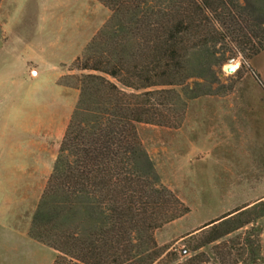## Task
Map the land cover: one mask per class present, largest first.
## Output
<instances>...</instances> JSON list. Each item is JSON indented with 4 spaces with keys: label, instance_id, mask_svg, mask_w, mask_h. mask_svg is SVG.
<instances>
[{
    "label": "trees",
    "instance_id": "16d2710c",
    "mask_svg": "<svg viewBox=\"0 0 264 264\" xmlns=\"http://www.w3.org/2000/svg\"><path fill=\"white\" fill-rule=\"evenodd\" d=\"M98 1L110 14L61 76L79 93L29 235L52 264H255L264 199L161 257L154 231L189 208L145 168L137 126L179 125L215 67L264 51V0Z\"/></svg>",
    "mask_w": 264,
    "mask_h": 264
},
{
    "label": "rangeland",
    "instance_id": "374dc122",
    "mask_svg": "<svg viewBox=\"0 0 264 264\" xmlns=\"http://www.w3.org/2000/svg\"><path fill=\"white\" fill-rule=\"evenodd\" d=\"M109 14L98 0H0V264L54 260L29 228L79 93L59 83ZM252 59L215 67L179 125L137 126L145 168L189 208L154 231L161 257L183 260L203 224L264 199V53ZM256 224L264 264V215Z\"/></svg>",
    "mask_w": 264,
    "mask_h": 264
},
{
    "label": "crops",
    "instance_id": "0c3cea01",
    "mask_svg": "<svg viewBox=\"0 0 264 264\" xmlns=\"http://www.w3.org/2000/svg\"><path fill=\"white\" fill-rule=\"evenodd\" d=\"M262 53H264V51L260 52L259 54H257L256 56L253 57L252 61H251V65L255 68L254 66V62H255V59H257L260 55H262ZM257 69V68H256ZM258 71V70H257ZM2 211L3 209H0V220H6L2 217ZM15 220V219H13ZM1 229V228H0Z\"/></svg>",
    "mask_w": 264,
    "mask_h": 264
},
{
    "label": "water",
    "instance_id": "95a60500",
    "mask_svg": "<svg viewBox=\"0 0 264 264\" xmlns=\"http://www.w3.org/2000/svg\"><path fill=\"white\" fill-rule=\"evenodd\" d=\"M227 70L229 72H234L236 70V67L234 66V63H232L230 66L227 67Z\"/></svg>",
    "mask_w": 264,
    "mask_h": 264
},
{
    "label": "bare ground",
    "instance_id": "6f19581e",
    "mask_svg": "<svg viewBox=\"0 0 264 264\" xmlns=\"http://www.w3.org/2000/svg\"><path fill=\"white\" fill-rule=\"evenodd\" d=\"M232 63V62H231ZM236 63V62H235ZM234 66L236 67V65L234 64Z\"/></svg>",
    "mask_w": 264,
    "mask_h": 264
}]
</instances>
